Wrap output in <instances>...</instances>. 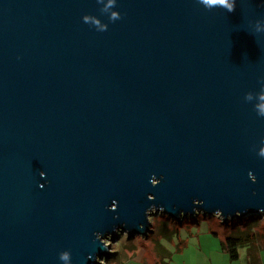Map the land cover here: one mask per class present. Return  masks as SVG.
Returning a JSON list of instances; mask_svg holds the SVG:
<instances>
[{"label": "water", "instance_id": "water-1", "mask_svg": "<svg viewBox=\"0 0 264 264\" xmlns=\"http://www.w3.org/2000/svg\"><path fill=\"white\" fill-rule=\"evenodd\" d=\"M101 7L0 0V264H97L111 255L93 234H151L153 205L264 216V118L244 101L264 77V0H117L114 23Z\"/></svg>", "mask_w": 264, "mask_h": 264}, {"label": "rangeland", "instance_id": "rangeland-1", "mask_svg": "<svg viewBox=\"0 0 264 264\" xmlns=\"http://www.w3.org/2000/svg\"><path fill=\"white\" fill-rule=\"evenodd\" d=\"M205 216V215H204ZM203 219L202 214H199L195 218H182V222H178L174 219L169 218V214L164 213V219L160 217H150V222L152 223L151 234L136 237L128 236V234H122L121 240L112 244L111 257L114 253L121 248V245L126 243L138 244L142 241L148 244L149 249L152 250V247L155 245H164L171 254L174 255L171 257L172 261L170 264H210L208 258L204 255L211 250V244L216 243L221 248V242H224L226 236L228 235H241L245 232H251V234H256L259 236L256 240H260V243L264 242V216L260 215H251L244 217L242 220L235 219L229 221L227 224L221 225L220 218L209 222L207 227L197 228L192 224L198 223V218ZM212 216H205V218H211ZM119 237L116 239L118 240ZM133 244V245H134ZM118 246V247H117ZM247 249V253L253 255L252 251ZM202 255H197L200 253ZM239 252H245L244 248H240ZM258 250L253 256L257 255V260H259ZM162 256V255H160ZM102 261V264H107L109 259ZM264 259V253L262 254ZM170 260V257L167 258ZM160 264H165L160 262Z\"/></svg>", "mask_w": 264, "mask_h": 264}, {"label": "clouds", "instance_id": "clouds-1", "mask_svg": "<svg viewBox=\"0 0 264 264\" xmlns=\"http://www.w3.org/2000/svg\"><path fill=\"white\" fill-rule=\"evenodd\" d=\"M96 3L98 5H103V7L100 8V13L102 15H107L110 23H114L122 19L120 12L113 10L114 8L117 7V0H107V2H105V0H96ZM196 3H198L199 5H202L207 10H212L214 8H221V9L226 10L227 13H233L236 10L237 0H196ZM82 20L84 23L88 24L90 27L95 28V30L98 32H105L108 30V25L102 23L101 20L95 16L85 15L82 17ZM260 22L261 20H257L256 21L257 25H259ZM260 31L261 29L257 27L254 33L258 34L260 33ZM258 83L260 84L259 92L246 93L244 96V101L246 103H250L253 100L258 101L257 103L254 104L253 110L256 112L257 117L264 118V77H261ZM260 143L261 145H264V139H262ZM252 151H256L255 146H253ZM256 154L259 158L264 159V146H261L259 150L256 152ZM40 177L44 178L45 173L40 172ZM248 177H249V180L253 184L257 183L256 176L251 171L248 173ZM163 179H164L163 176H161L160 179H157L156 176L153 175L150 179V184L153 188H156L161 184ZM40 187L43 188V185H40ZM253 195H255V193H253ZM147 199L149 201H154L155 197L152 195H149ZM193 206H194V215H196L197 213H200L202 214L203 219L200 220L197 217L198 223L192 224V225H194L197 228L207 227L209 222L214 221L219 217L221 225L223 226L225 216L221 210L219 209L215 210L212 213V217L209 219V218H205L203 211L200 210L203 207L202 201L194 200ZM117 208H118V202L114 200L112 202L111 207L108 208L107 211L116 212ZM164 213H165V209L163 207H160L158 209L155 205H153L152 207L147 209L145 212L147 224L149 220V214H151L153 217H160L164 219ZM181 215H183V213ZM114 219L118 220L119 217H114ZM114 231H116L117 235L119 236V239L116 241H113L112 236L110 234L107 237H104L101 233H98V232L93 234L94 235L93 243L99 242V244L102 246V249L107 251L110 255H112V253L109 250L108 242H111L114 245L116 242L121 240L122 234H125V233L128 234V232L126 231L121 232L119 229H115V228H114ZM140 231H143V225L140 226ZM89 259H91V257H89ZM58 260L61 262V264H72V257H71L70 250H65V251L60 252L58 255ZM104 260L106 259L98 258L97 264H101V262Z\"/></svg>", "mask_w": 264, "mask_h": 264}, {"label": "crops", "instance_id": "crops-1", "mask_svg": "<svg viewBox=\"0 0 264 264\" xmlns=\"http://www.w3.org/2000/svg\"><path fill=\"white\" fill-rule=\"evenodd\" d=\"M221 243V248L216 243L211 244V250L204 255L208 258L210 264H250L252 257L250 253H247L246 248H244L245 252L239 253L240 256L237 260H232L223 249L224 242ZM133 244L134 243L130 242L121 245V248L117 253H114L109 259L110 262L107 264H160L161 261L165 264H170L169 261H172L171 257L174 253L171 254L164 245H155L152 247V250H150L148 244H144L143 241L138 244ZM257 250L259 260H257V255H255V264H264V259L262 257L264 253V242L257 245ZM197 255L202 254L200 252ZM169 257L170 260L167 259Z\"/></svg>", "mask_w": 264, "mask_h": 264}, {"label": "trees", "instance_id": "trees-1", "mask_svg": "<svg viewBox=\"0 0 264 264\" xmlns=\"http://www.w3.org/2000/svg\"><path fill=\"white\" fill-rule=\"evenodd\" d=\"M259 236L251 234V232H245L241 235H228L223 243L224 251L229 255L232 260H237L240 256L239 249L240 248H248L252 251L253 255H251L252 260L250 264H255V258L253 256L256 252L257 245L260 244V240H256ZM260 238L264 239L260 236Z\"/></svg>", "mask_w": 264, "mask_h": 264}]
</instances>
